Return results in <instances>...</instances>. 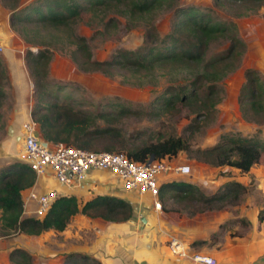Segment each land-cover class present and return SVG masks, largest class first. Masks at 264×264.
Wrapping results in <instances>:
<instances>
[{
	"label": "trees",
	"instance_id": "16d2710c",
	"mask_svg": "<svg viewBox=\"0 0 264 264\" xmlns=\"http://www.w3.org/2000/svg\"><path fill=\"white\" fill-rule=\"evenodd\" d=\"M0 3L9 10L10 27L27 44L24 62L32 77L34 94L39 92L41 96H34L30 116L37 122L38 133L44 140L95 151H120L138 161L149 157L170 158L179 150H193L195 160L212 165L227 164L242 171L257 161L264 141L256 136L226 131L215 143L191 149L186 137L174 129L140 138L125 136L117 121L127 113L128 106L116 98L105 101L106 107L96 113L74 108L65 100L45 102L42 98L48 95L43 86L53 46L65 42L72 45L68 51L70 59L84 72L119 76L121 81L132 85L168 76L170 81L149 100L144 114L159 118L167 111L178 113L184 109L192 114L184 126L191 133L214 119L216 104L222 96L219 82L239 65L245 50L235 22L216 18L211 7L179 4L178 0H29L23 5L20 0H0ZM213 3L239 17L256 12L264 0H212ZM165 9H172L171 22L168 30L159 33L153 20ZM119 16L126 18L128 25L140 20L145 23L142 42L133 48H117L104 59L94 58L86 37L75 31V23L82 21L96 26L98 32H107L109 25L120 22ZM218 42L223 44L222 48L211 53V46ZM243 77L237 93L241 116L261 124L264 122V77L253 67H246ZM7 82V72L0 61V104L6 95ZM116 105V110L109 109ZM97 119L105 123L97 124ZM35 179V172L19 160L0 166V235H37L49 228L59 231L77 212L118 222L132 216V206L127 200L109 194H95L81 205L75 195L63 194L53 199L42 217L23 215L21 191L32 186ZM242 188V183L228 180L215 192L205 194L197 185L177 179L161 182L158 195L168 193L191 205V211L196 212L235 201ZM7 256L10 264H33L30 252L23 247H12ZM60 264L102 263L87 253L69 251Z\"/></svg>",
	"mask_w": 264,
	"mask_h": 264
},
{
	"label": "rangeland",
	"instance_id": "374dc122",
	"mask_svg": "<svg viewBox=\"0 0 264 264\" xmlns=\"http://www.w3.org/2000/svg\"><path fill=\"white\" fill-rule=\"evenodd\" d=\"M28 1L21 0L20 5ZM178 3L211 7L216 18L235 22L238 35L245 42V50L239 65L219 82L222 88V96L216 104L215 117L212 121L188 133L187 130H184V126L192 114L184 109L178 113L167 111L159 118H148L144 114L147 103L170 81L168 76L161 75L154 82L132 85L121 81L119 76H108L99 71L84 72L79 70L70 59L68 51L72 45L65 42L53 46L43 86L50 98L47 97L48 95L47 98L42 96L43 100L45 102H51L53 99L59 102L65 100L74 108L88 113H96L106 107L103 104L105 101L116 98L117 102L128 106L127 113L119 117L117 121L125 136L131 134L132 137L140 138L153 132L168 133L174 129L176 133L186 137L191 149L215 143L220 134L226 131L237 132L246 137L256 136L264 141V122L256 124L245 120L241 116L237 103V93L240 84L244 80L243 71L246 67H253L264 77V3L256 12L239 17L232 16L221 5L212 4V0H178ZM8 13L9 10L0 3V21L5 19L9 24ZM171 17L172 9L161 10L157 13L153 22L159 33L168 30ZM118 19L120 22L115 23L114 26L109 25L110 29H105L107 32L103 30L98 32L96 26L82 21L75 23V31L86 37L94 58L104 59L117 48H133L142 42L146 28L142 20L128 25L126 18L123 16H119ZM15 34L17 38L22 40L16 32ZM24 44L26 43L24 42ZM60 45L61 47H59ZM222 45L221 42L213 44L211 53L221 49ZM30 47L36 49L34 46ZM28 74L31 80L32 97H41L39 92H36V95L34 94V85L29 70ZM181 78L179 80H182ZM5 93L6 95L0 104V166L13 160H19L17 154L19 149L14 156H10L9 152L5 150L6 147H4L5 140L12 135V132L7 128L8 114L13 106L14 99L13 92L10 90L9 79L7 85H5ZM118 105L109 109L116 110ZM96 123L104 124L105 121L97 119ZM135 131H142V133L136 134ZM16 144L18 146L20 142H16L15 146ZM172 157H177L176 161L187 163L190 166L189 174L179 175V178H188L189 182L198 187L201 186L202 189L199 188L205 194L215 192L223 182L228 180H236L242 183L243 188L235 201H228L219 208L192 212L191 205H186V202L178 201L168 194H165L162 198L164 199V202H161L163 208L177 210L187 215L194 213L214 215V218L218 221V231H229L230 233L244 229L248 223L249 213H255L257 218L264 216V149L260 151L257 161L252 163L246 171L227 164L212 165L195 160L193 150L190 152L179 150ZM17 234L0 235V264H10L7 254L12 247L8 250L7 245L13 241ZM55 237L60 238L61 236L56 234Z\"/></svg>",
	"mask_w": 264,
	"mask_h": 264
},
{
	"label": "crops",
	"instance_id": "0c3cea01",
	"mask_svg": "<svg viewBox=\"0 0 264 264\" xmlns=\"http://www.w3.org/2000/svg\"><path fill=\"white\" fill-rule=\"evenodd\" d=\"M0 47V61L14 97L7 124V128H12V135L5 140L4 147L14 156L21 146V124L31 118L34 98L24 62L26 44L17 38L5 19L0 21ZM16 142H20L19 147L18 143L15 146ZM176 158L167 159L172 164L182 163ZM179 175L184 174L164 172L159 183L177 179L190 181ZM29 189L40 192L54 189L60 195L73 194L79 205L96 193L114 195L127 200L133 210L125 221H109L77 212L62 230L49 228L37 235L18 233L7 245L8 250L13 246L25 248L33 264H60L63 253L69 251L87 253L102 264H204L191 258L195 252L212 256L215 264H264V219L259 221L253 212L248 214L244 229L235 233L219 232L214 215H187L163 205L155 208L150 194L124 189L116 176L104 170H90L79 185H65L57 183L51 170L46 168L43 174L36 176L32 186L21 191L22 199ZM165 194L168 193L156 197L160 203L164 202ZM26 204L29 209L35 206L33 200H27ZM56 234L61 237H55ZM171 239L180 243L184 254L169 250Z\"/></svg>",
	"mask_w": 264,
	"mask_h": 264
},
{
	"label": "built area",
	"instance_id": "2783aa9c",
	"mask_svg": "<svg viewBox=\"0 0 264 264\" xmlns=\"http://www.w3.org/2000/svg\"><path fill=\"white\" fill-rule=\"evenodd\" d=\"M17 154L18 159L27 164L36 176L49 168L57 183L65 185H79L90 170L107 171L119 179L124 189L148 193L154 197L155 208L161 207L160 201L156 198L161 174L170 171L176 174L190 172L187 163L172 164L166 156L138 161L120 151H95L63 142L46 141L40 137L38 124L32 118L21 124V146ZM55 194L54 189L43 192L29 189L22 199V213L42 217ZM27 200H33L35 206L29 209ZM168 247L171 252L184 254L180 243L174 239L169 241ZM191 258L204 264H215L214 258L207 254L195 252Z\"/></svg>",
	"mask_w": 264,
	"mask_h": 264
},
{
	"label": "water",
	"instance_id": "95a60500",
	"mask_svg": "<svg viewBox=\"0 0 264 264\" xmlns=\"http://www.w3.org/2000/svg\"><path fill=\"white\" fill-rule=\"evenodd\" d=\"M8 130L11 131V127H10V126H9ZM151 159H152V157H149L148 160H151ZM59 195H60V193H59V192H56L54 198H56V197L59 196Z\"/></svg>",
	"mask_w": 264,
	"mask_h": 264
}]
</instances>
